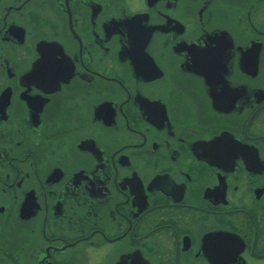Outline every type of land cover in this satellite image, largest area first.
I'll use <instances>...</instances> for the list:
<instances>
[{
    "label": "flooded vegetation",
    "instance_id": "1",
    "mask_svg": "<svg viewBox=\"0 0 264 264\" xmlns=\"http://www.w3.org/2000/svg\"><path fill=\"white\" fill-rule=\"evenodd\" d=\"M0 264H264V0H0Z\"/></svg>",
    "mask_w": 264,
    "mask_h": 264
}]
</instances>
